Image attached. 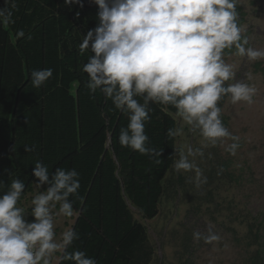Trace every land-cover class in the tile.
Instances as JSON below:
<instances>
[{
  "label": "clouds",
  "instance_id": "9594fccd",
  "mask_svg": "<svg viewBox=\"0 0 264 264\" xmlns=\"http://www.w3.org/2000/svg\"><path fill=\"white\" fill-rule=\"evenodd\" d=\"M91 2L97 6L98 23L79 43L81 56L90 53L81 71L87 74L89 92L99 91L127 117L118 143L141 155L160 156L145 133L152 111L149 106L174 109L181 123L169 128L166 135L170 139L183 136L186 127L200 136L201 143L199 147L189 143L178 147L172 168L177 173H192L190 182L201 188L207 177L196 158L204 157V149L220 146L235 156L240 148V138L222 121L220 101L227 98L234 105L256 103L258 89L247 82L251 75L237 80L238 65L229 62L232 57L248 62L264 60V48L251 44L247 27L240 22L242 0ZM63 4L83 7L82 0H63ZM16 9V0H5L0 8V26L15 23ZM24 36L23 30L15 33L16 39ZM52 74L50 68L33 70L32 86L40 88ZM25 150L32 148L26 146ZM223 171L220 166L217 175ZM31 176L38 191L31 195L29 209L21 204L23 180L14 177L6 186L0 181V264H52L54 256L58 264H97L84 251H69L79 238L74 229H65L59 236L56 232L58 218L78 214L69 197L78 193L79 173L56 168L50 174L46 165L36 161ZM213 227L206 224L203 231L194 230L193 241L218 243L221 237Z\"/></svg>",
  "mask_w": 264,
  "mask_h": 264
},
{
  "label": "trees",
  "instance_id": "16d2710c",
  "mask_svg": "<svg viewBox=\"0 0 264 264\" xmlns=\"http://www.w3.org/2000/svg\"><path fill=\"white\" fill-rule=\"evenodd\" d=\"M16 2L15 23L0 26V181L6 186L14 177L23 180L22 201L35 187L31 173L36 161L50 174L56 168L75 169L80 188L69 199L78 213L71 228L79 238L69 251H84L97 264H148L146 229L128 202L145 220L158 215L167 186L173 184L167 175L176 159V138L166 132L177 126L175 110L149 106L145 133L160 156L121 147L118 136L127 117L99 91L90 93L81 71L90 53L81 56L78 46L98 23L97 6L91 0H82V8L65 6L63 0ZM238 11L242 23L240 6ZM17 30L25 36L16 39ZM45 68L52 69V77L34 88L30 73ZM218 169L209 171L210 183L222 176L232 179L226 171L217 175ZM183 181L178 176L177 182ZM250 264H264L259 252Z\"/></svg>",
  "mask_w": 264,
  "mask_h": 264
},
{
  "label": "rangeland",
  "instance_id": "374dc122",
  "mask_svg": "<svg viewBox=\"0 0 264 264\" xmlns=\"http://www.w3.org/2000/svg\"><path fill=\"white\" fill-rule=\"evenodd\" d=\"M240 7L251 44L264 48V0H242ZM229 62L238 65L237 80L249 74L252 79L247 82L258 89L256 103L251 106L234 105L227 98L221 106L222 121L240 138V148L235 156L220 146L205 148L204 157L196 158L207 177V183L199 189L190 182L192 173L169 172L167 178H172L173 184L167 186L158 215L152 220L143 219L128 202L135 219L146 229L145 244L151 250L148 264H250L257 252L264 263V60L248 62L232 57ZM176 122L177 126L181 123ZM185 143L199 147L201 138L185 127L184 135L176 137V149ZM220 164L232 179L222 176L210 183L209 171ZM178 176L183 177L182 184L177 182ZM36 191L34 187L21 201L26 209ZM74 217L58 218V236L72 227ZM26 219L31 221L32 217ZM206 224L213 225L220 235L218 243L193 241L192 232L203 231ZM52 264H58L57 257Z\"/></svg>",
  "mask_w": 264,
  "mask_h": 264
}]
</instances>
